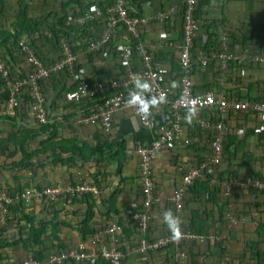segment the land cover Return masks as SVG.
I'll list each match as a JSON object with an SVG mask.
<instances>
[{
  "label": "crops",
  "instance_id": "0c3cea01",
  "mask_svg": "<svg viewBox=\"0 0 264 264\" xmlns=\"http://www.w3.org/2000/svg\"><path fill=\"white\" fill-rule=\"evenodd\" d=\"M115 1L0 0V29L11 31L21 5L25 6L29 17L42 24L39 32L32 36L37 42L36 50H40V56L49 65H53L60 61L62 51L58 41L48 35L47 23L56 24L64 16L69 19L84 13L89 6H108ZM126 1L131 14L149 20L140 29L139 42L133 40L123 27H119L108 45L97 52H89V44L98 41L105 32L106 19L103 18L87 25L83 34H63L59 42H74L72 46L77 47V67L89 81L97 83L124 79L129 70L141 72L143 62L136 51L128 66L123 62L122 55L124 45L135 46L140 43L156 61L169 70L168 83L171 87V81L177 82L178 87L173 89L177 93L180 80L178 45L182 41L186 0ZM196 2L199 30L192 51L191 77L194 91L200 94L213 93L217 98L223 96L229 100H264V66L254 61L255 57H264V0ZM226 33L230 35V39L234 37L230 41L233 48L229 46L228 50L234 58L229 67L224 69L215 55L221 51L220 39ZM209 36L211 42H208ZM23 68L28 70V65ZM75 84L74 76L68 73L48 86L46 108L51 118L49 123L61 129L58 139H76L80 144L87 143L93 147L98 144V140L126 142L127 164L121 173L117 172L115 161H102L99 158L83 165L79 162L73 167L54 164L50 153L46 156L38 154L42 149V141L48 139L49 134L37 133L39 126L32 112L25 111L23 119L15 124L16 128L0 118V137L3 140L13 139L10 134L17 133L19 127L36 132L34 139L31 136L24 139L26 151L36 152L29 168L14 166L23 158L20 145L16 146L9 141L0 145V192L18 189L26 192L36 190L37 187L84 182L94 185L98 190V195L88 193L73 198L70 202L62 198L53 201L33 199L28 202H12L6 223L0 224V239L5 240V247L0 251V264H15L32 255L36 258L35 252L40 256L38 260L44 261L49 255L78 249L80 245L92 248L91 240L96 236L101 237L105 247L114 249L116 244L106 233L114 223L123 226L117 247L123 252L124 260L119 264H264V258L261 257L264 255V194L253 190H236L227 198L221 188V182L234 174L237 178L250 174L264 176V136L256 134L254 129V133L250 132L246 136L249 129L258 125L254 115L247 117L246 114L230 112L225 117L231 131L226 140L224 163L222 161V166L201 169V177L196 180L207 184L211 192L219 190L216 196H210L199 185H193L185 199L183 217L186 225H198V230L209 225L208 237L213 238V243L222 242L225 250L208 247L206 237L203 243L190 244V247L187 244L173 246L139 258L135 248L142 235L131 219L136 208H143L140 158L136 154V148L140 144L148 145L153 142L163 128L170 125L171 110L166 105L152 109L153 120L157 125L155 130L143 127L134 109L117 110L110 133H105L99 125L84 126L78 123L80 117L95 113L99 105L91 100L68 102L65 94ZM186 114L187 112L183 113L182 125L186 137H192L193 143L175 151L163 150L153 159L156 202L151 210L150 229L145 235L148 240L158 239L169 232L163 222V213L172 210L175 214L171 202L174 189L180 186L185 174L199 169L202 160L208 159L212 154L208 144L210 139L206 133L199 132L197 126L199 119H211L214 114L197 113L191 124L186 121ZM241 129H244L243 135L238 134ZM22 139L21 137L20 140ZM67 158L65 156L64 160ZM222 172L227 173V176L219 178L218 175ZM115 195L118 213L109 204ZM224 203H229L230 215L239 220V224L229 232L226 229L229 215L227 219L220 220V207ZM26 217L34 225H30ZM87 218H91L89 228L94 233L84 237L81 230ZM9 222H12V226L8 228L6 226ZM35 227L46 231L42 237L43 245L39 248H33L30 239V229ZM183 253L186 258L181 257ZM66 264L112 263L99 258L92 262L71 261Z\"/></svg>",
  "mask_w": 264,
  "mask_h": 264
},
{
  "label": "built area",
  "instance_id": "2783aa9c",
  "mask_svg": "<svg viewBox=\"0 0 264 264\" xmlns=\"http://www.w3.org/2000/svg\"><path fill=\"white\" fill-rule=\"evenodd\" d=\"M197 11L196 0H186L183 11V35L182 41L178 45L179 50V66L180 80L177 93L170 87L168 83L169 70L156 61L149 51L137 43L124 45L122 49L123 62L127 61V66L131 62L133 53L136 51L142 58L143 69L139 73L128 71L126 78L121 80H110L107 82H99L93 88L89 85L87 78L77 70V55L73 51V46L69 42H61L62 57L60 61L52 67L46 66L35 53V49L31 46L30 39L22 38L19 41V48L24 55L31 71L21 80L11 81L9 68L0 56V75L6 81V89H9V99L7 101V111L10 116H15V110L18 106L17 94L26 86L29 87L34 100L33 113L40 124L48 122V113L45 109V96L41 91L39 81L49 78L53 73L67 70L71 73L77 82L76 88L67 94V99L71 102H81L88 99H95L102 96V104L98 110L89 115L79 118L80 125H99L103 132L110 133L113 125V116L115 111L129 109L126 107L128 93L133 89L134 77L139 76L148 80L152 84V94H164L166 105L171 110V123L164 127L161 134L154 139L153 142L144 146L139 145L136 148V154L140 158V178L143 193V208L133 212L131 219L137 224L142 235L140 241L135 248V253L139 258L148 257L151 253L165 250L169 247H176L182 244L203 243L206 238L196 234L194 231L186 229L183 211L185 208V199L188 191L193 187L196 180L201 177V169L209 166H218L222 163L225 156L226 135L230 132V128L226 121V116L230 113L252 114L258 122V126L254 127L255 133L264 135V100H229L223 96L218 98L213 93L200 94L194 91L191 77L192 72V51L194 49L195 40L198 34L199 26L195 13ZM104 17V12L98 5L90 6L84 13L69 18L67 24L78 27L94 23L98 19ZM148 19L131 14L126 0H116L115 3L107 10L106 28L101 38L96 42H91L88 51L93 53L99 51L102 47L108 45L119 27H123L128 34L139 42L140 29L148 23ZM220 52L215 55V59L220 61L222 68L227 69L229 63L233 61L234 56L229 54L230 35L224 34L220 39ZM255 63L264 65V57H255ZM130 68V67H129ZM244 74V73H242ZM71 94V99L69 95ZM189 106L195 107L198 113L203 111H215L220 119L213 121L212 119H199L198 125L204 130L213 132L211 140L212 154L210 158L202 164L201 168L190 170L182 178V183L177 186L172 194L171 202L176 216L180 219V226L183 233L182 239L173 241L170 231L163 237L154 240H148L146 233L150 229L152 221L151 210L156 202L154 197L155 179L153 177V159L163 150L175 151L176 149L188 146L192 140L186 137L183 129V112H187ZM143 127L150 130L156 129V123L152 114L146 118L139 116ZM239 135L244 134V129L238 131ZM224 195L230 198L236 190L241 191H264V180L255 177L247 178H228L221 183ZM91 193L98 195L97 188L90 183L67 184L62 186H47L41 190H27L21 196L23 201L36 200H57L62 198L70 202L73 198L84 194ZM13 202L12 198L6 192H0V224H5L9 215V207ZM229 215V216H228ZM227 231L229 232L239 224V220L228 214ZM111 241L116 244L114 249L107 248L102 244L100 236H96L91 240L92 248L80 245L78 249L61 251L40 261L33 255L26 260L15 264H66L68 262H92L99 258L112 264H119L124 260L123 252L117 247L119 235L123 233V226L114 223L106 232ZM102 245V246H101ZM99 247V248H98ZM182 258L186 256L181 254Z\"/></svg>",
  "mask_w": 264,
  "mask_h": 264
},
{
  "label": "trees",
  "instance_id": "16d2710c",
  "mask_svg": "<svg viewBox=\"0 0 264 264\" xmlns=\"http://www.w3.org/2000/svg\"><path fill=\"white\" fill-rule=\"evenodd\" d=\"M111 6H112L111 4H109L108 6H103V5L99 6L102 9V11L104 12L103 19H106L107 10ZM197 12H198V10L195 13L196 18H197ZM67 21H68V17L64 16L56 24L54 23V24L50 25L47 23L48 29H49L48 35H50L52 38H54L58 41L57 44L59 45V47H61V45H60L61 42H59V40L63 36V34L66 36L69 33H76L77 35L83 34L84 33L83 30H86V28L88 27L87 25L78 27V26H75L72 24L67 26L66 25ZM41 25L42 24L40 22H37L36 20L30 18L28 15V12H27V8L23 5H21V10L18 14L16 23L13 24L12 30L9 31V30H5V29H2V30L0 29V56L2 57V59L5 61V63L7 64L8 68H9L11 81L15 82L17 80L24 79L28 75V73L31 71V67L26 62L24 55L18 46L19 41L24 37H28L30 39L31 46L35 49V53L37 54L39 59L43 61V63L46 66L52 67L54 65V64L49 65L42 58V56H40V54L38 53V51H40V50H36L37 49L36 48L37 42H36V39L32 36L36 32H39ZM233 40H234V37H231L230 41L232 42ZM211 41H212L211 36H209L208 42H211ZM69 43L72 45L74 42H69ZM75 43L78 44L79 42H75ZM229 46H231V48H233V45L231 43H229ZM219 47H220V45H219ZM73 51L76 53L77 47H75V48L73 47ZM25 65H28V70H25L23 68V66H25ZM77 70H79L78 67H77ZM68 73L69 72L67 70L60 71L57 73H53L47 79H43V80L39 81L41 91L45 96V100H48L47 99V91H48V86H50V83L52 85L55 84V81L57 79H59L60 77H64V74L67 75ZM88 83L92 88L97 85V82H95L94 80H91V81L88 80ZM76 86H77V82L75 85L72 86V89H70L69 92L73 91L76 88ZM69 92H67L65 94V99L68 102H71L67 99V94ZM9 94H10L9 89H6V81L0 75V118H2V120H5L6 122H8L9 124L13 125L16 128L15 124L20 122L19 120L21 118L23 119V117L25 115L24 114L25 111L33 113L34 100L32 98V94H31L28 86L21 89L20 92L17 94L18 106L16 107V110H15V116H10L8 114V111H7V101L9 99ZM88 100L94 101L98 105L102 104V102H101L102 96H97V97H95V99H88ZM250 100H252V99H249V101ZM72 103H79V102H72ZM44 107L47 110L46 103H45ZM204 112H206V114L209 113L208 111H204ZM183 113H185V112H183ZM210 113L214 114V116L211 117V119L213 121H217L218 119H220V118H218L219 116H217V113L215 111L210 112ZM241 114H243V113H241ZM33 115L35 116L34 113H33ZM87 116H89V115H87ZM246 116L251 117L252 114L247 113ZM50 119L51 118H50L49 114H48V122L46 124H40L36 119L38 126H39V131L37 133H48L49 134L48 139L42 141V143H41L42 149L39 150V152H38L39 155H45L46 156L50 153V155H52V157H53L54 164L61 163L62 165H68L70 167L78 165L79 162H82V165L86 164L87 162H89L95 158L96 159L99 158L102 161L108 160V162H111V160H112V161H115L117 163V172L118 173L122 172V169L124 168V166L127 164V161H128L126 142H123V141L122 142L121 141L109 142V141H105V140L104 141L98 140V144L93 147L87 143L80 144V143H78V141L76 139H71V140L60 139L59 140L58 139V138H60L59 137V131L61 129L58 126H55V124H50L49 123ZM224 121H226V123H227L226 119ZM91 126H97V125H91ZM256 126H258V125H256ZM256 126H254V127H256ZM197 128H198L199 132H201L203 134L204 133L207 134V137L210 139L208 141V144L211 145V140L213 139V132L212 131L209 132L207 130H204L199 125L197 126ZM252 129H254V128L249 129L250 131L247 132V135H246L247 137L249 136L250 132L254 133V130H252ZM35 133L33 131H27V129H25L23 127H19L17 133H11L10 134V136L11 135L13 136V139L6 138L5 140H3L0 137V145L5 143L6 141L14 143V144H16V146L20 145V147L22 149V153H23V158L19 163L14 165L15 167L21 168V166H22L23 168H29L32 166L31 160L33 159L36 152H33V151L30 152L28 150L26 151V148L24 147V139L29 138V136H31L30 138H33ZM228 135H226V140L228 139ZM262 136H264V135H262ZM21 137L23 138L22 141L20 140ZM188 138L190 140H192V142H191V144H192L193 143L192 137L188 136ZM18 139H19V142H18ZM56 140H59V141L57 142ZM20 141H21V143H20ZM140 145L146 146L145 144H140ZM190 145H188V146H190ZM226 147L227 146H226V141H225V148ZM225 152H226V149H225ZM65 156L68 157L66 160H64ZM208 159L202 160V164H204ZM199 168H201V167H199ZM225 176H227V173H225V172H222L218 175L219 178H223ZM250 176L264 180V176H260L258 174H250ZM231 177H237V176L234 174L233 176H230V178ZM198 185L204 190V192L208 193L210 196L213 195L215 197L216 193L219 191L217 189L216 190L214 189V192H211L209 187H207V184H203L200 181L195 182L194 187L198 186ZM41 189H42L41 187H37V190H41ZM23 193H25V191H23L21 189H18V191H11V190L8 191L7 190V194L12 198L13 202L14 201L15 202H21L22 201L21 196L23 195ZM261 193L264 194V191ZM81 196H83V195H81ZM109 204L112 207V210H114V212L118 213V211L115 207L116 206V195L112 197V199L109 201ZM11 206H10V208H11ZM229 209H230L229 203H224L220 207V220L223 221L224 218L227 219V215L231 213L229 211ZM134 211H136V210H134ZM26 218L28 219V222L30 223V225H34L33 221L30 218H28V217H26ZM90 219L91 218H87V220L84 222L83 229L81 230L84 237H87L88 235H91L94 233V231L89 228ZM11 226H12V222L11 223L9 222V224H7L6 227L9 228ZM192 226H193V228H192ZM184 227H186V229H188V230L194 231L198 235H202L205 238L207 237L208 247H213L216 250H222V251L225 250V247L223 246L222 242L213 243V241H211V240H213V238L208 237L209 236V229H210L209 225H207V227H202L203 229L202 228L199 229L201 231L198 230V228H197L198 225L195 226V224H191V227H188L185 223ZM45 233H46V231L43 228L37 229L35 227V228L30 229V239H31V243H32L33 248H39L43 245L42 237L45 235ZM211 244H213V246ZM4 247H5V240L0 239V251ZM37 255H38V252H35V256L38 259L40 256H37ZM261 257L264 258V255ZM0 260H1V252H0Z\"/></svg>",
  "mask_w": 264,
  "mask_h": 264
},
{
  "label": "clouds",
  "instance_id": "9594fccd",
  "mask_svg": "<svg viewBox=\"0 0 264 264\" xmlns=\"http://www.w3.org/2000/svg\"><path fill=\"white\" fill-rule=\"evenodd\" d=\"M124 63L126 65L127 61H124ZM133 84H134L133 89H130L128 93L126 107L134 109L137 115L146 118L152 114V109L154 108L158 109L162 104L166 102V97L164 94H159V95L152 94L153 92L152 84L148 80L136 76L134 77ZM170 84L172 89L178 87L176 81H171ZM71 98L72 97L70 94L69 99ZM197 113L198 110L195 107L189 106L187 108V114L185 116L186 121L189 124H191L192 120L197 116ZM231 178H237V177H231ZM163 222L167 225L171 233V239L173 241H179L180 239H182L183 233L180 226L181 224L180 219L178 216H176L173 213L172 210H167L163 213Z\"/></svg>",
  "mask_w": 264,
  "mask_h": 264
},
{
  "label": "rangeland",
  "instance_id": "374dc122",
  "mask_svg": "<svg viewBox=\"0 0 264 264\" xmlns=\"http://www.w3.org/2000/svg\"><path fill=\"white\" fill-rule=\"evenodd\" d=\"M224 160H225V159H224ZM223 163H224V161H223ZM221 164H222V163H221ZM221 164H220V165H221ZM221 166H222V165H221ZM187 245H189V247H190V244H187ZM188 251H189V248H188ZM188 258H189V257H188ZM229 264H230V263H229Z\"/></svg>",
  "mask_w": 264,
  "mask_h": 264
}]
</instances>
